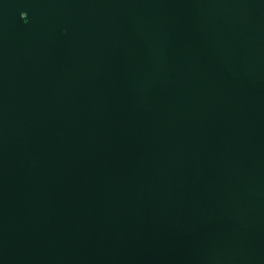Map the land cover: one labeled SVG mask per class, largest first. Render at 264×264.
Masks as SVG:
<instances>
[{
    "label": "water",
    "instance_id": "95a60500",
    "mask_svg": "<svg viewBox=\"0 0 264 264\" xmlns=\"http://www.w3.org/2000/svg\"><path fill=\"white\" fill-rule=\"evenodd\" d=\"M0 264H264V0H0Z\"/></svg>",
    "mask_w": 264,
    "mask_h": 264
}]
</instances>
